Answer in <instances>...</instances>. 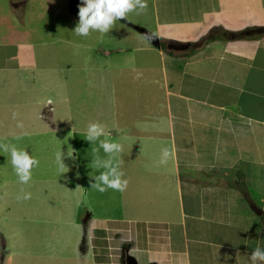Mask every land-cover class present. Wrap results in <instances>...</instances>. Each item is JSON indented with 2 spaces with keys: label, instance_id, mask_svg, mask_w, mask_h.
Here are the masks:
<instances>
[{
  "label": "crops",
  "instance_id": "0c3cea01",
  "mask_svg": "<svg viewBox=\"0 0 264 264\" xmlns=\"http://www.w3.org/2000/svg\"><path fill=\"white\" fill-rule=\"evenodd\" d=\"M70 2L0 0L3 54L13 44L29 48L34 35L62 32L58 23L66 21L75 54L88 53L80 58L92 62L100 48L106 59L98 79L83 81L87 99L98 96V113L75 109L72 92L67 111L60 109L55 96L71 90L55 87L50 107L34 115L46 125L7 127L29 128L28 137L52 134L53 158L39 160L35 183L19 196L30 199L20 198V214L3 220L21 224L3 237L5 262L37 253L55 264H249L252 251L264 247V0H147L146 9L97 33L95 42V33L73 32L79 11L72 13ZM44 22L52 23L47 31ZM135 26L157 34L160 45ZM213 31L220 36L209 38ZM35 85L44 93L43 83ZM33 101L42 106L41 98ZM62 115L67 126L57 121ZM94 122L122 146L124 192L91 188L103 171L91 164L98 143L84 139ZM164 148L170 155L160 164ZM60 150L69 167L62 175ZM23 222L54 235L37 237Z\"/></svg>",
  "mask_w": 264,
  "mask_h": 264
},
{
  "label": "rangeland",
  "instance_id": "374dc122",
  "mask_svg": "<svg viewBox=\"0 0 264 264\" xmlns=\"http://www.w3.org/2000/svg\"><path fill=\"white\" fill-rule=\"evenodd\" d=\"M48 24L52 23L44 22L40 24V27H43L44 31H47L46 26ZM58 25L62 32L57 31L55 35L49 36L43 34L34 35L32 38L27 39V43L29 44V48L27 49L15 47L13 44L10 51L4 53V55L3 49L0 46V67L7 66V68L0 69V144L15 145L18 148H23L29 154H34L38 160L42 161L43 159L53 158V156L48 157L47 154L50 148L48 143L53 141L52 134L28 137L29 128L19 129L14 132L9 131L7 127L18 126L21 123L27 126L46 125L45 119H39L40 122H37L34 115L38 114L39 111L44 112V110L50 107L46 99L52 93H58V91H55V87L58 89L61 87L62 91L71 90L61 96H55L54 101L59 97L62 99L59 100L60 109H63L65 112L67 111L69 106L67 100L72 92L74 95L71 98L75 109L85 108L86 105L88 111L98 113V110H100L98 99H96L98 96L95 97L93 92L92 99L88 100L89 96L87 94L89 90H87V85L83 81H87L89 78L90 80L98 79L101 64L106 61L105 51L100 48L90 55L92 58L96 57L92 62L82 60L80 57H86L88 53L75 54L74 50L69 47L66 34L63 33L67 22L61 21ZM97 39V33L90 38L92 42L97 41ZM2 41H5V39L0 37V43ZM20 65L22 66L19 67ZM89 66L95 69H90ZM69 78L77 79V85L67 86L66 83H62ZM37 82L43 83L44 93L39 89L40 87L35 85ZM92 86L98 89L97 85L93 84ZM36 96L43 100L42 106L34 103L33 99ZM53 105L55 106V103ZM13 113L16 114L15 118H13ZM57 121L61 123L59 125L67 126V115H62ZM17 137L20 139H17ZM38 169L40 170V168ZM32 183L35 182L32 181L28 184H21L19 182L11 164L10 154L0 150V264H55L54 260L45 259L43 255H40L42 257L39 258L40 256L37 253H30V256L24 257L19 254H13L12 261L5 262L6 246L3 237L13 233V230L18 231L21 224L20 221L11 220L6 225L3 224V220L6 217L20 214L18 197L21 191ZM23 225L26 230L32 228V232L35 235L37 234V237H40L39 232L49 237L54 235L52 230L48 233L45 232V225L30 227L25 222H23ZM15 226L16 228L14 229ZM21 237L23 238L24 236L17 234L16 239H21ZM11 243V241L7 243V246L10 248ZM34 248L36 250L41 249L38 245L34 246Z\"/></svg>",
  "mask_w": 264,
  "mask_h": 264
},
{
  "label": "clouds",
  "instance_id": "9594fccd",
  "mask_svg": "<svg viewBox=\"0 0 264 264\" xmlns=\"http://www.w3.org/2000/svg\"><path fill=\"white\" fill-rule=\"evenodd\" d=\"M147 8V0H81L79 5V20L74 29V33L80 37H88L91 33H109L115 23L127 18L133 11H142ZM16 114L13 113V118ZM23 127L22 123L18 124ZM17 139H20L17 137ZM84 139L92 144L98 143V147L93 149L91 164L95 169H103L98 175L93 176L94 183L91 188L99 192L109 189L124 192L128 181L123 179L124 173L121 171L119 154L122 146L109 139L106 127L100 122L90 123ZM103 150L104 157L99 155ZM0 150L8 152L11 157V164L16 176L21 184H28L32 179L33 170L39 166V160L34 154L15 145L0 144ZM78 154H74L72 148H68L67 157L73 162ZM169 150L164 148L161 153L160 164H166L169 158ZM65 153L60 150L55 154V162L58 172L64 174V169H69L65 164ZM30 199V193H25L18 199ZM249 264H264V247H256L249 256Z\"/></svg>",
  "mask_w": 264,
  "mask_h": 264
},
{
  "label": "water",
  "instance_id": "95a60500",
  "mask_svg": "<svg viewBox=\"0 0 264 264\" xmlns=\"http://www.w3.org/2000/svg\"><path fill=\"white\" fill-rule=\"evenodd\" d=\"M136 29H138L147 39H149L154 45L159 46L160 45V38L157 34L149 31L146 28L143 27H139V26H135ZM259 33H263L264 32V27L260 28L258 30ZM174 48H178L173 46Z\"/></svg>",
  "mask_w": 264,
  "mask_h": 264
},
{
  "label": "trees",
  "instance_id": "16d2710c",
  "mask_svg": "<svg viewBox=\"0 0 264 264\" xmlns=\"http://www.w3.org/2000/svg\"><path fill=\"white\" fill-rule=\"evenodd\" d=\"M80 3H81V0H71V2H70V10H71L72 13H77L79 11ZM219 36L220 35H218L217 33H215L213 31V32H211V34L208 37L209 38H216V37H219ZM224 37H225V35H224Z\"/></svg>",
  "mask_w": 264,
  "mask_h": 264
}]
</instances>
